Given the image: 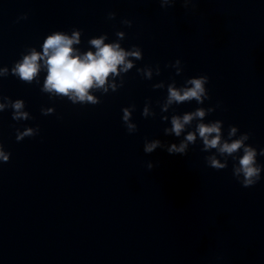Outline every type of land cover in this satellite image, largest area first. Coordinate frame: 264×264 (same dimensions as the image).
Segmentation results:
<instances>
[{
    "label": "water",
    "instance_id": "water-1",
    "mask_svg": "<svg viewBox=\"0 0 264 264\" xmlns=\"http://www.w3.org/2000/svg\"><path fill=\"white\" fill-rule=\"evenodd\" d=\"M74 29L81 30L73 45L81 53L94 51L88 41L103 34L105 43L116 42L118 31L122 48L142 50L143 59L116 78L122 87L92 90L96 105L42 92L44 69L39 83L11 74L30 48L42 52L48 35ZM177 59L179 75L171 66ZM3 67L9 75L0 76V98L24 100L31 119L0 112V144L11 153L0 162V264H264V170L245 188L231 157L225 169L208 166V155L225 158L202 151L198 134L186 155L167 152L197 120L179 137L164 131L173 115L213 107L203 122L223 121L225 139L236 126L238 136L250 133L246 143L258 153L264 149V0H192L186 7L183 0L168 7L159 0H0ZM144 67L150 80L137 72ZM201 75L209 77L210 99L163 111L168 84L180 88ZM132 105L137 131L129 134L122 109ZM37 126L36 136L16 140L17 129ZM146 140L165 147L146 154ZM257 162L264 166V156Z\"/></svg>",
    "mask_w": 264,
    "mask_h": 264
},
{
    "label": "clouds",
    "instance_id": "clouds-1",
    "mask_svg": "<svg viewBox=\"0 0 264 264\" xmlns=\"http://www.w3.org/2000/svg\"><path fill=\"white\" fill-rule=\"evenodd\" d=\"M161 7H168L177 2V0H159ZM192 0H183L185 7ZM26 18V17H24ZM115 13H109V19H114ZM122 23L131 26V21L124 20ZM117 41L105 43L108 39L107 34L100 35L98 38H91L88 43L95 50H89L81 53L73 45L81 43V30L74 29L71 35L64 32H53L48 35L42 44V52L36 48H30L27 54L23 55L20 61H17L11 68V74L17 76L23 82L31 84L33 81L39 83L38 77L42 69L46 70V77L43 82L41 91L49 94L51 97H67L73 104H92L100 103V99L93 94L92 90L100 91L107 94L110 90L117 91L123 86V78L121 83H115L116 78L121 76V73H128L135 67L133 61L143 59L142 50L133 45L132 48L126 51L121 47L119 41L125 38L123 31L116 32ZM42 62V63H41ZM181 61L177 59L172 67L177 68V75L180 74L178 67ZM137 72L142 74L144 78L151 79L152 70L150 67L137 68ZM157 74H159V66H157ZM9 75L7 67L0 68V76ZM112 78L111 81L109 78ZM209 77L201 75L192 77L186 80L184 86L177 88L174 83L167 86V99L164 104L163 111H167L168 106L173 103L181 104L195 100L198 104H203L205 100L210 99L205 85L208 83ZM163 83L153 85V88H163ZM0 100V112L11 108L12 119L15 121H26L31 119L28 111H23L25 102L22 99L11 100L9 97H2ZM135 105L122 109V120L129 134L137 131V125L131 122L132 111ZM42 114H52L54 108H42ZM215 111V108L198 107L195 111L187 112L182 117L173 115L171 117L172 127L166 128L165 134H175L179 137L185 129V125L191 124L195 119L198 123L194 131L188 132L185 140L179 146L172 144L166 150L169 154L186 155L188 145H194L197 140V134L202 141V151L209 152L212 149L216 153L224 157V162L221 163L217 159V155H208L205 160L209 167L222 170L228 166V157L234 161L233 176L240 181L245 188L254 186L261 179V171L264 166L258 164L257 156H264V149L258 153L257 149L246 143L250 139V133L238 134L236 126H229L227 139L222 133L223 121L215 120L208 123L203 122L206 115ZM149 114L148 108L145 107L143 115L146 117ZM163 119H167L164 117ZM39 133V127H26L23 131L16 130V140L22 141L25 137H34ZM165 146L159 140L151 142L145 141L144 152L150 154L157 148ZM242 151V155H237ZM11 153L4 150L3 144H0V162L7 163L10 160ZM148 168L151 170L154 165L148 163Z\"/></svg>",
    "mask_w": 264,
    "mask_h": 264
}]
</instances>
